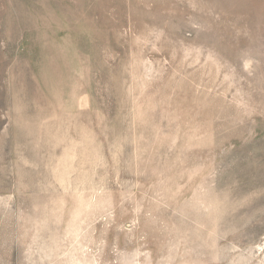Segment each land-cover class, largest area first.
<instances>
[{
    "label": "rangeland",
    "instance_id": "rangeland-1",
    "mask_svg": "<svg viewBox=\"0 0 264 264\" xmlns=\"http://www.w3.org/2000/svg\"><path fill=\"white\" fill-rule=\"evenodd\" d=\"M0 264H264V0H0Z\"/></svg>",
    "mask_w": 264,
    "mask_h": 264
}]
</instances>
